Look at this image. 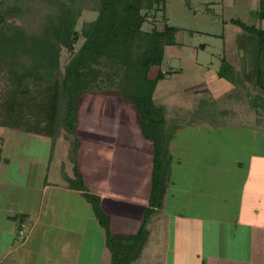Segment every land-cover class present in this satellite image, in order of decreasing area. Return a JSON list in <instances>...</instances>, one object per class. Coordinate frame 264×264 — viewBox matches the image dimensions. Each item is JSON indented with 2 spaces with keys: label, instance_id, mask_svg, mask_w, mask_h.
<instances>
[{
  "label": "crops",
  "instance_id": "1",
  "mask_svg": "<svg viewBox=\"0 0 264 264\" xmlns=\"http://www.w3.org/2000/svg\"><path fill=\"white\" fill-rule=\"evenodd\" d=\"M257 10L258 3V19ZM231 20L239 19L224 21V26L233 25V38L218 53L221 64L216 71L205 73L196 86L168 89L156 84L153 102L163 116L162 170L156 204L145 225L146 240L129 264H264V92L257 86L258 44ZM223 64L229 69L219 77ZM110 99L103 105L123 111L118 119H126L117 125L124 126L115 127L112 136L95 138L94 154L103 152L96 168L82 166L79 142L76 167L87 192L100 198L110 232L132 235L149 206L153 146L142 136L135 110L130 115L125 102ZM2 142L0 264H110L104 231L91 205L64 178L50 180L56 142L37 191L31 187L29 193L27 186L19 203L9 207L4 205L6 187L18 186L1 175L10 162ZM63 142L67 157L69 144ZM67 159L63 171L73 178ZM60 200L61 216L68 219L63 228H55ZM4 222L8 225L2 226ZM34 239L41 248L37 261L31 259L29 246Z\"/></svg>",
  "mask_w": 264,
  "mask_h": 264
},
{
  "label": "trees",
  "instance_id": "2",
  "mask_svg": "<svg viewBox=\"0 0 264 264\" xmlns=\"http://www.w3.org/2000/svg\"><path fill=\"white\" fill-rule=\"evenodd\" d=\"M16 1L11 6L0 1V128L47 140L51 150L60 137L68 142L73 178L65 176L63 165L62 178L91 205L93 216L104 231L110 264H129L139 256L146 240L145 225L156 204L162 170L163 116L154 105L153 93L164 72L158 70L152 79L148 75L152 67L162 65L164 50L175 44L178 28L166 22L160 29L152 27L149 31L143 26L150 14L154 18L157 10L164 9L166 0H29V6L36 7V17L26 18L24 27L7 21L25 14ZM83 9L95 12L96 17L77 30ZM257 17L264 20V0H258ZM231 23L257 40V86L264 92V30L239 20ZM60 51L68 55L62 66ZM228 69L227 64L221 65L218 76H224ZM97 91L128 103L139 117L142 136L153 146L149 206L132 235L116 236L110 232L100 198L87 192L76 167L79 101Z\"/></svg>",
  "mask_w": 264,
  "mask_h": 264
},
{
  "label": "rangeland",
  "instance_id": "3",
  "mask_svg": "<svg viewBox=\"0 0 264 264\" xmlns=\"http://www.w3.org/2000/svg\"><path fill=\"white\" fill-rule=\"evenodd\" d=\"M0 1H5L7 5L11 6L15 0ZM16 2L17 6L23 10L22 13L25 14L8 18L7 21L15 26L24 27L28 23H26V18H29L30 15L36 17L34 10L36 7L31 8L29 0H25L27 5L20 0ZM257 3V0H166L164 9L157 10L154 13V18L150 14L149 20L145 22L143 29L147 31L152 27L160 29L166 22L169 26L178 28V32L175 34L173 47H167L165 50L162 65L152 67L149 72L150 76L154 77L158 70L169 73L158 83L159 87L167 86L168 89L172 86L180 89L183 84H188L187 86L200 84V80L205 78V73H212L220 66L221 60L217 56L218 53L221 55L223 50L229 44H232V29L234 27L229 23L224 26V21L230 18H238L245 25L253 24L255 28L264 30V21H259L255 17ZM8 9L9 7L7 9L3 8L2 11ZM95 17V12L87 9L81 10L76 29L79 30L82 23L90 22ZM80 43L81 40L76 48L79 47ZM59 59L61 66L68 61L66 52L60 51ZM210 62L212 64H209ZM207 66L210 67L209 70L206 69ZM106 93L90 92L79 101L75 133L79 139L78 146L79 142L81 146L79 151L81 164L88 167L87 169L96 168V161L102 162L103 152L97 151V155L94 154V145L98 144L95 138L102 139L104 135L112 136L115 133V127L121 130L124 126L117 125V123L126 119V117L118 119L117 115L123 113V111L116 106L112 108L113 112L107 110L102 102H106L105 100L110 98L114 101H118V99ZM123 104L129 107L130 115L133 114V108L128 103ZM114 117L115 119H112ZM63 133L64 131L60 130V135H63ZM17 135L20 134L0 128L3 152L10 159L9 165L1 175L7 181L14 180L17 183L16 186H18H5L7 192L4 194V205L7 207L19 203L18 200L22 198V194L26 193L27 186L29 193L31 187H34L31 190L37 191L39 184H42L48 154L51 152V144L47 140L40 141L31 136ZM66 149L67 143L63 142V138L60 137L55 144L54 157L49 167L52 182L62 181L61 166L63 165V159H67ZM32 158L35 160L33 165L30 163ZM66 161L70 162L68 159ZM52 192L55 193L54 190ZM59 203L61 204L55 209L56 212H59V214L56 213L58 215L55 228H63V224L65 225V221L68 219L67 216L64 219L61 216L63 200H60ZM6 225L8 223L4 222L2 226ZM4 238L5 234H3L2 239ZM42 239L45 242L47 237L44 235ZM29 246L32 247L30 249L33 251L31 259L34 257L37 261V251H41L40 241L34 239Z\"/></svg>",
  "mask_w": 264,
  "mask_h": 264
},
{
  "label": "built area",
  "instance_id": "4",
  "mask_svg": "<svg viewBox=\"0 0 264 264\" xmlns=\"http://www.w3.org/2000/svg\"><path fill=\"white\" fill-rule=\"evenodd\" d=\"M21 234V233H20Z\"/></svg>",
  "mask_w": 264,
  "mask_h": 264
}]
</instances>
